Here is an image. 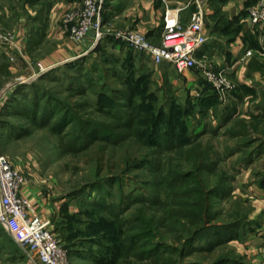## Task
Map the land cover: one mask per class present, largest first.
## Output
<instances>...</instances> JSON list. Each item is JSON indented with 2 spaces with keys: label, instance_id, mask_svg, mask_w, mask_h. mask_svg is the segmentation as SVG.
<instances>
[{
  "label": "rangeland",
  "instance_id": "rangeland-1",
  "mask_svg": "<svg viewBox=\"0 0 264 264\" xmlns=\"http://www.w3.org/2000/svg\"><path fill=\"white\" fill-rule=\"evenodd\" d=\"M11 1L18 8L25 0ZM221 14L226 36L245 30L242 22L228 28ZM245 35L264 51V31ZM115 46L110 40L46 70L36 46L28 50L34 64L21 60L27 50L4 48L0 149L45 197L71 264H248L230 238L252 205L231 190L248 155L264 153V55L249 58L248 82L232 74L237 86L220 97L201 87L198 72ZM252 174L264 179V157ZM203 189L212 193L202 224L190 213L193 202L203 205ZM0 264H33L2 226Z\"/></svg>",
  "mask_w": 264,
  "mask_h": 264
},
{
  "label": "crops",
  "instance_id": "crops-1",
  "mask_svg": "<svg viewBox=\"0 0 264 264\" xmlns=\"http://www.w3.org/2000/svg\"><path fill=\"white\" fill-rule=\"evenodd\" d=\"M74 1L77 0H25L20 2L18 8H15L11 6V0H0V25L6 24L14 33L21 32L22 36L25 37V40L23 37L20 41L21 52L24 53V50H27V56H24L22 61L29 64L35 63L34 59L28 56L31 45L36 46L37 51H42L39 60L49 68L75 57L87 56L88 52L95 46L93 40H75L71 31L72 24L65 18V11ZM202 1L207 12L206 31L209 39L204 45L201 55L205 58L206 56L208 58L214 56L216 61L218 60L220 63H234L232 74L236 75V78H240L241 81L248 82L244 75L249 71L250 60L248 59L243 66L235 62L243 47L245 45L250 46L245 35L246 31L250 29L247 9L256 0H219L220 4L217 8L213 1L218 0ZM168 8L179 11V17L186 25L190 23L192 14L197 9L195 0H106L104 17L113 28L139 29L153 39L156 34L163 30V16ZM218 12H221V15L229 22L228 28L242 22L245 24V30L232 35L228 33L226 36L225 30L222 29L219 22L222 18H219ZM18 13L21 14L20 19ZM221 32L223 35L220 34ZM106 41L108 42L105 40L102 43L105 44ZM4 48L13 54L18 52L12 44H2L0 52H3ZM218 53H221L222 56L220 54L217 56ZM227 57H230L229 60ZM11 61L15 60L11 59ZM253 75L256 76V79L261 76L258 72L253 73ZM239 114L241 113L237 108L234 110L232 118ZM263 154L261 152L248 155V164L240 168L238 179L235 180V187L233 186L231 190L233 195L245 199L248 197L249 203L252 205L251 211L246 214L249 220L244 226L237 228L230 238L237 249L247 251L248 264H264V179L252 174L253 166L263 159ZM20 191L39 203L40 212L44 217L49 218L48 213L51 208L46 206L48 202L45 201V197H42L35 188L25 182Z\"/></svg>",
  "mask_w": 264,
  "mask_h": 264
},
{
  "label": "built area",
  "instance_id": "built-area-1",
  "mask_svg": "<svg viewBox=\"0 0 264 264\" xmlns=\"http://www.w3.org/2000/svg\"><path fill=\"white\" fill-rule=\"evenodd\" d=\"M195 3L197 9L188 25L179 17V11L166 9L158 41L139 29L113 28L104 17L106 0L74 1L65 11V18L72 24L75 40L92 39L94 47L107 38L119 40L134 50L148 54L156 65L167 62L180 73L198 72L204 78L201 87L204 88L207 82L220 97H225L237 86L231 72L234 63H220L214 56L213 61L201 56L209 39L207 12L202 0H195ZM247 12L251 31H264V0H257ZM15 34L0 26V46L12 44L20 51V42L14 39ZM18 38L20 40V35ZM120 47L117 45L115 49L120 50ZM256 53L264 55V51L258 52L245 45L235 63L243 66ZM11 59L14 60V57ZM40 68L47 69L41 63ZM237 80L241 82L240 78ZM23 177V171L14 158L0 149V225L19 243L33 264H71L67 248L51 227V219L43 216L35 201L21 193Z\"/></svg>",
  "mask_w": 264,
  "mask_h": 264
},
{
  "label": "trees",
  "instance_id": "trees-1",
  "mask_svg": "<svg viewBox=\"0 0 264 264\" xmlns=\"http://www.w3.org/2000/svg\"><path fill=\"white\" fill-rule=\"evenodd\" d=\"M257 1V0H256ZM248 13V12H247ZM107 40H111V41H114L115 45H121V46H124L125 44H122L119 42V40H115L113 38H107ZM105 41V40H103ZM103 41H101L97 47H100L102 46L104 43H102ZM107 42V41H106ZM122 48V47H121ZM120 48V49H121ZM130 49H133L130 47ZM207 85H205V88L204 89H207L206 87ZM157 128H159V125L160 124H157ZM169 133V132H167ZM203 192V195L204 197L202 198L203 199V205H200L198 202H193L192 205L196 206L195 209L191 210V213L193 215V221L195 219V222L196 223H204L205 221H207V219H211V203H210V199H211V193H212V190L211 189H203L201 190ZM1 226V225H0ZM3 227V226H2ZM4 228V227H3ZM5 229V228H4ZM6 230V229H5ZM8 233V232H7ZM9 234V233H8Z\"/></svg>",
  "mask_w": 264,
  "mask_h": 264
}]
</instances>
